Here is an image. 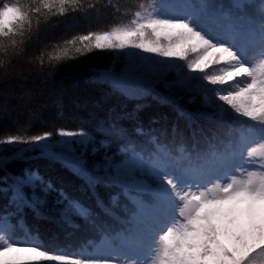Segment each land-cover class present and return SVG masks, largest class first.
<instances>
[{
	"label": "snow or ice",
	"instance_id": "obj_1",
	"mask_svg": "<svg viewBox=\"0 0 264 264\" xmlns=\"http://www.w3.org/2000/svg\"><path fill=\"white\" fill-rule=\"evenodd\" d=\"M89 56L0 131V264H264V0H0V83Z\"/></svg>",
	"mask_w": 264,
	"mask_h": 264
},
{
	"label": "trees",
	"instance_id": "obj_2",
	"mask_svg": "<svg viewBox=\"0 0 264 264\" xmlns=\"http://www.w3.org/2000/svg\"><path fill=\"white\" fill-rule=\"evenodd\" d=\"M103 26V23L85 24L81 21L74 25V28ZM64 32V25L53 29L50 33L51 40L61 37ZM95 63L97 60L89 56L72 66H66L61 73L57 74L54 83L43 84L34 75H29L27 78L17 76L6 84L0 83V131L15 130L18 125L24 124L29 118L30 110L41 112L42 120L58 118V113L53 106L54 93L69 90L72 81L67 77L77 70H81L86 75V69ZM80 86L83 87L82 80ZM36 127H41V124L37 122Z\"/></svg>",
	"mask_w": 264,
	"mask_h": 264
}]
</instances>
